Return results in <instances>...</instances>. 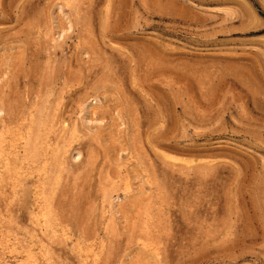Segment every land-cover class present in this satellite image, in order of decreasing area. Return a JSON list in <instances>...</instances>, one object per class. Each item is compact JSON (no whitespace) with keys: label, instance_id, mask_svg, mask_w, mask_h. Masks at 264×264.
I'll return each mask as SVG.
<instances>
[{"label":"rangeland","instance_id":"rangeland-1","mask_svg":"<svg viewBox=\"0 0 264 264\" xmlns=\"http://www.w3.org/2000/svg\"><path fill=\"white\" fill-rule=\"evenodd\" d=\"M0 264H264V0H0Z\"/></svg>","mask_w":264,"mask_h":264}]
</instances>
